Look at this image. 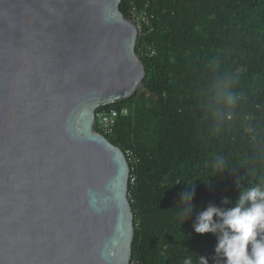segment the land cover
<instances>
[{
	"label": "water",
	"instance_id": "1",
	"mask_svg": "<svg viewBox=\"0 0 264 264\" xmlns=\"http://www.w3.org/2000/svg\"><path fill=\"white\" fill-rule=\"evenodd\" d=\"M122 0H0V264H130L125 153L95 110L142 86Z\"/></svg>",
	"mask_w": 264,
	"mask_h": 264
},
{
	"label": "trees",
	"instance_id": "2",
	"mask_svg": "<svg viewBox=\"0 0 264 264\" xmlns=\"http://www.w3.org/2000/svg\"><path fill=\"white\" fill-rule=\"evenodd\" d=\"M129 3L119 5L127 18ZM137 3L153 14V28L136 42L142 86L99 107L129 108L105 136L133 155L130 262L183 264L191 257L197 264L203 255L212 264L216 237L193 231L197 212L209 204L231 207L240 189L264 179V0ZM144 41L156 55L139 52ZM221 159L225 170L216 171ZM181 192H194L195 205L182 223Z\"/></svg>",
	"mask_w": 264,
	"mask_h": 264
},
{
	"label": "clouds",
	"instance_id": "3",
	"mask_svg": "<svg viewBox=\"0 0 264 264\" xmlns=\"http://www.w3.org/2000/svg\"><path fill=\"white\" fill-rule=\"evenodd\" d=\"M214 168L225 170L224 160L217 161ZM240 179L236 181L237 186ZM179 196L183 207L177 214L182 223L195 208L194 192H181ZM228 203L227 197L221 201L222 205ZM192 229L198 234L215 235L212 264L216 258L222 264H264V179L240 189L231 207L209 204L198 211ZM183 264H193L192 258L186 257ZM197 264H209V258L198 256Z\"/></svg>",
	"mask_w": 264,
	"mask_h": 264
},
{
	"label": "built area",
	"instance_id": "4",
	"mask_svg": "<svg viewBox=\"0 0 264 264\" xmlns=\"http://www.w3.org/2000/svg\"><path fill=\"white\" fill-rule=\"evenodd\" d=\"M137 1L146 2L148 4L149 0H130L129 3V14L128 19L134 24L138 37H141L143 33L148 32L153 28L152 20L153 14L148 12L144 6L142 7ZM139 52L141 54H146L148 56L156 55V50L154 47L147 41H144L139 47ZM139 55V54H138ZM129 114V108L127 106H122L120 108H97L95 110V122L94 125H97L102 134H110L113 132L114 126L121 116H126ZM125 155L128 159L133 157L131 150H126ZM131 171V168H130ZM130 180V177H129ZM133 180V179H132ZM129 196V194H128ZM130 264H136L135 262H130Z\"/></svg>",
	"mask_w": 264,
	"mask_h": 264
}]
</instances>
